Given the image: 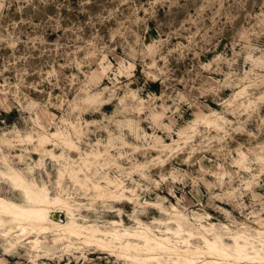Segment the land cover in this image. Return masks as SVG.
<instances>
[{"label": "rangeland", "instance_id": "1", "mask_svg": "<svg viewBox=\"0 0 264 264\" xmlns=\"http://www.w3.org/2000/svg\"><path fill=\"white\" fill-rule=\"evenodd\" d=\"M88 160L95 179L119 177L137 200L77 185L71 167ZM9 165L70 194L80 222L110 228L119 207L127 226L164 229L170 215L154 202L177 206L196 233L214 225L230 245L240 232L264 241V0H0V169ZM11 186L0 174V193L26 203ZM10 227L0 224V264H137L55 232L12 247Z\"/></svg>", "mask_w": 264, "mask_h": 264}, {"label": "bare ground", "instance_id": "2", "mask_svg": "<svg viewBox=\"0 0 264 264\" xmlns=\"http://www.w3.org/2000/svg\"><path fill=\"white\" fill-rule=\"evenodd\" d=\"M104 105L107 106L108 102ZM75 130H77L76 126ZM52 135L60 140L63 147L71 150L78 148L69 132L57 130ZM49 138L50 136L44 134L39 137V140L43 144ZM168 146L171 145H165V147ZM51 155L54 157L55 153ZM101 155V152H92L88 156L97 160ZM92 165L94 163L88 160L77 168L71 167L72 180L77 185L94 190L96 196L108 198L112 202L128 204L135 201L136 197L132 196L136 195L135 189L128 187L123 179L113 178L109 174L95 179L96 172H92ZM9 170L4 172L0 169V174H3L11 183V187L20 191L27 200L26 203L19 202L0 193V224L4 226L11 224L10 228H6L5 236L9 238V245L12 247L19 241L29 239L33 232L37 234L55 232L56 242L68 240L70 241L68 246H70L73 238L77 237L85 244L97 245L102 247L101 249L116 252L137 264H242L244 260L264 262L263 238L252 240L249 235L240 232L233 236L234 244L230 245L226 243L223 234L218 232L214 225L211 227L202 225L196 233L192 227H187L185 224L189 217L175 205H172L173 210L170 211L158 203H151L152 207L159 208L162 213L170 215V221L164 222L166 224L164 229L156 230L137 217L138 226H127L122 208L119 207L113 208V211H118L119 219L113 220L110 228L106 226L103 228L97 223L80 222L70 201V194H52L47 184L28 179L22 171L10 165ZM63 175L64 172L60 171V177ZM57 209L67 211L66 222L56 219L53 212ZM171 221L175 222L176 226H171ZM209 234L213 236L210 237ZM196 237L201 238L204 245H195L191 242ZM29 242L34 249L41 248L40 236ZM165 255L169 258H164Z\"/></svg>", "mask_w": 264, "mask_h": 264}]
</instances>
